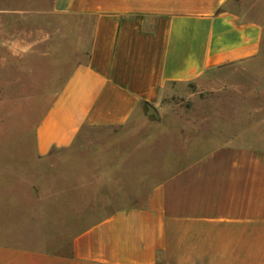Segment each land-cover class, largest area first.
<instances>
[{
  "label": "crops",
  "instance_id": "crops-1",
  "mask_svg": "<svg viewBox=\"0 0 264 264\" xmlns=\"http://www.w3.org/2000/svg\"><path fill=\"white\" fill-rule=\"evenodd\" d=\"M47 14L86 40L34 129V163L53 168L95 146L108 163L119 135L159 123L172 85L258 63L264 37V0H51ZM258 99L244 103L248 123L217 131L205 153L193 156L168 128L126 142L129 153L100 173L99 197L87 185L46 187L39 172L0 159V264H264V92ZM98 210L107 213L92 220Z\"/></svg>",
  "mask_w": 264,
  "mask_h": 264
},
{
  "label": "rangeland",
  "instance_id": "rangeland-1",
  "mask_svg": "<svg viewBox=\"0 0 264 264\" xmlns=\"http://www.w3.org/2000/svg\"><path fill=\"white\" fill-rule=\"evenodd\" d=\"M50 4L51 0H0V44L20 42L29 50L26 56L18 58L0 48V58L4 57L8 64L4 73L0 68V159L11 161V165H19L27 172H39L46 187L62 189L87 185V190L99 197L104 190L100 173L113 168L116 157L129 153L126 142L163 139L168 128L171 136L182 131L187 137L188 149L197 150L193 156L205 153L221 139L217 131L228 126L237 132L248 123L242 114L245 102L255 107L259 104L258 93L264 92V80L259 79L264 78V37L258 63L208 72L198 83L172 85L162 101L166 112L159 123L152 121L151 127L145 125L119 135L125 141L124 146L108 149V163L101 162L103 152L95 146L75 152L85 155L76 161H64L55 168L50 164L36 166L33 159L35 126L73 62L82 56V48L86 47V40L83 42L66 19L47 14ZM13 11L21 15L8 13ZM90 26V20L84 22L85 39L90 34ZM46 37L42 44H37ZM41 49L43 55L39 57ZM105 135L112 134L99 133L93 137L99 139ZM53 154L68 153L56 151ZM8 170L13 171L9 167ZM72 172L85 173V178H69ZM106 213L92 211L91 219Z\"/></svg>",
  "mask_w": 264,
  "mask_h": 264
},
{
  "label": "water",
  "instance_id": "water-1",
  "mask_svg": "<svg viewBox=\"0 0 264 264\" xmlns=\"http://www.w3.org/2000/svg\"><path fill=\"white\" fill-rule=\"evenodd\" d=\"M148 116L153 117V118H158V115L156 111L152 107H148Z\"/></svg>",
  "mask_w": 264,
  "mask_h": 264
}]
</instances>
